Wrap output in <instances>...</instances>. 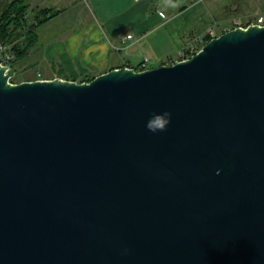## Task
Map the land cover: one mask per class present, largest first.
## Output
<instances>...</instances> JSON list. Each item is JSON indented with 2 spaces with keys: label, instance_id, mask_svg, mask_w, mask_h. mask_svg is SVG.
<instances>
[{
  "label": "water",
  "instance_id": "95a60500",
  "mask_svg": "<svg viewBox=\"0 0 264 264\" xmlns=\"http://www.w3.org/2000/svg\"><path fill=\"white\" fill-rule=\"evenodd\" d=\"M15 74L0 58V264H264V24L89 81Z\"/></svg>",
  "mask_w": 264,
  "mask_h": 264
},
{
  "label": "crops",
  "instance_id": "0c3cea01",
  "mask_svg": "<svg viewBox=\"0 0 264 264\" xmlns=\"http://www.w3.org/2000/svg\"><path fill=\"white\" fill-rule=\"evenodd\" d=\"M38 8L52 16L35 27L23 57L34 71L28 80L82 82L117 67L138 70L145 57V68L181 60L207 37L253 21L264 0H29L28 22Z\"/></svg>",
  "mask_w": 264,
  "mask_h": 264
},
{
  "label": "trees",
  "instance_id": "16d2710c",
  "mask_svg": "<svg viewBox=\"0 0 264 264\" xmlns=\"http://www.w3.org/2000/svg\"><path fill=\"white\" fill-rule=\"evenodd\" d=\"M28 10L29 0H12L10 2L0 0V42L7 45L14 54L12 66L15 62L22 60L26 52L36 43L35 27L52 16L48 9L38 8L33 11L30 23L28 22ZM32 24L34 26L31 27ZM209 39L211 37H207L205 42ZM92 78L86 79V81ZM14 79L15 76L10 81L16 82Z\"/></svg>",
  "mask_w": 264,
  "mask_h": 264
},
{
  "label": "built area",
  "instance_id": "2783aa9c",
  "mask_svg": "<svg viewBox=\"0 0 264 264\" xmlns=\"http://www.w3.org/2000/svg\"><path fill=\"white\" fill-rule=\"evenodd\" d=\"M249 23H256L259 25H263L264 24V13H260L259 15H257L253 21L249 22ZM248 23V24H249ZM236 26H240L238 22H235ZM242 26V25H241ZM132 37L131 34H127L124 38L130 39ZM197 49L196 48H191L188 53H185L183 56L184 58L189 57L187 56L188 54H191L193 52H196ZM13 52L8 48L7 45H5L4 43L0 42V58H1V63L3 65H8V66H12V60H13ZM148 62V59L145 57L144 60L142 61V63L140 64V70L145 69L146 64ZM39 75V74H37Z\"/></svg>",
  "mask_w": 264,
  "mask_h": 264
},
{
  "label": "clouds",
  "instance_id": "9594fccd",
  "mask_svg": "<svg viewBox=\"0 0 264 264\" xmlns=\"http://www.w3.org/2000/svg\"><path fill=\"white\" fill-rule=\"evenodd\" d=\"M171 113L164 111L162 113H150L146 120L145 127L152 133L163 132L170 123Z\"/></svg>",
  "mask_w": 264,
  "mask_h": 264
},
{
  "label": "rangeland",
  "instance_id": "374dc122",
  "mask_svg": "<svg viewBox=\"0 0 264 264\" xmlns=\"http://www.w3.org/2000/svg\"><path fill=\"white\" fill-rule=\"evenodd\" d=\"M203 44H201L199 46V48L202 46ZM23 59L22 60H19L17 62H15L13 64L15 70H16V75H15V81L16 80H22V79H25V80H28V79H32L33 78V75H34V71L32 69V67H26L24 68L22 65L24 64L23 62ZM27 66V65H25ZM29 68V69H28ZM140 70V69H138Z\"/></svg>",
  "mask_w": 264,
  "mask_h": 264
}]
</instances>
